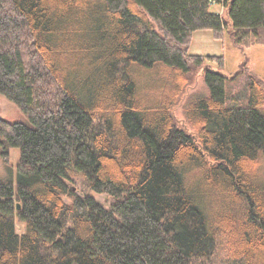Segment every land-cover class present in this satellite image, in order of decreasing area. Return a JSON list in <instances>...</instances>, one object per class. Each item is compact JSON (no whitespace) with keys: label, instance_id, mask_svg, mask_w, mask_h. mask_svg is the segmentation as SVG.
<instances>
[{"label":"trees","instance_id":"1","mask_svg":"<svg viewBox=\"0 0 264 264\" xmlns=\"http://www.w3.org/2000/svg\"><path fill=\"white\" fill-rule=\"evenodd\" d=\"M198 29L264 44V0H0V94L31 122L0 116V264H210L224 233L264 264V79L204 64Z\"/></svg>","mask_w":264,"mask_h":264},{"label":"rangeland","instance_id":"2","mask_svg":"<svg viewBox=\"0 0 264 264\" xmlns=\"http://www.w3.org/2000/svg\"><path fill=\"white\" fill-rule=\"evenodd\" d=\"M212 10L224 13L227 17V11L222 5L218 3L212 4ZM192 42L189 46V51L195 54L202 55H215L224 56V66L219 67L220 63L217 61L206 60L204 64H208L214 69H220L229 76H232L240 66L247 60L248 66L252 71L258 74L264 79V44H254L245 49L237 47L229 33H226L223 38H216L214 32L211 29H198L193 33ZM208 86L205 81L202 70H198L195 81L185 89L180 100L172 107V111L178 123L188 128L190 131H196V129L188 122L185 115V107L189 98L193 94L197 93H208ZM0 116L9 121H22L29 125L31 122L27 115L20 109V107L7 99L5 96L0 94ZM20 160V149L18 147H13L10 149L9 156L7 158L3 157L0 153V179L5 181H12L17 184V171L16 166ZM264 173L260 172V176ZM263 177V176H262ZM97 200H99L103 205L110 206L112 203V197L103 192L98 193L95 191H89ZM24 223L18 218L16 219V227L19 232L24 231ZM229 236L224 233L222 235V244L218 247L216 254L210 261V264H229L230 255H232L237 246L229 245Z\"/></svg>","mask_w":264,"mask_h":264},{"label":"water","instance_id":"3","mask_svg":"<svg viewBox=\"0 0 264 264\" xmlns=\"http://www.w3.org/2000/svg\"><path fill=\"white\" fill-rule=\"evenodd\" d=\"M18 208H20V204H18Z\"/></svg>","mask_w":264,"mask_h":264}]
</instances>
